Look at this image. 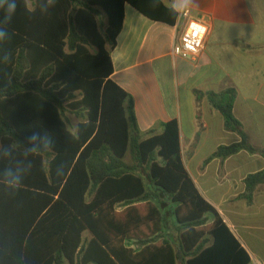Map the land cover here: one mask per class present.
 I'll return each instance as SVG.
<instances>
[{
    "label": "trees",
    "instance_id": "trees-1",
    "mask_svg": "<svg viewBox=\"0 0 264 264\" xmlns=\"http://www.w3.org/2000/svg\"><path fill=\"white\" fill-rule=\"evenodd\" d=\"M127 5L155 22L178 20L163 1L153 8L150 0H57L48 15L20 9L10 26L11 60L0 63V137L26 142L39 131L55 143L53 152L35 157L17 195L0 191V244L22 254L17 264H248L249 254L186 169L178 122L143 138L133 99L111 78ZM195 95L198 103L207 98L241 138L210 159L242 150L264 156L234 114V88ZM69 113L82 119L75 131ZM60 163L66 174L57 178ZM245 183L252 204L264 171ZM158 201L170 206L171 219ZM141 202L151 203L146 216L133 209ZM119 206L129 209L126 219L118 217ZM148 222L151 237L132 236ZM170 224L178 227V244L165 232Z\"/></svg>",
    "mask_w": 264,
    "mask_h": 264
},
{
    "label": "crops",
    "instance_id": "crops-1",
    "mask_svg": "<svg viewBox=\"0 0 264 264\" xmlns=\"http://www.w3.org/2000/svg\"><path fill=\"white\" fill-rule=\"evenodd\" d=\"M100 18L106 23L104 14ZM190 18L208 26L205 49L195 60L172 53ZM111 59V78L133 99L141 136L161 134L164 123L178 122L183 160L196 187L247 251L248 264H264V184L257 186L252 204L244 197L246 178L264 171V156L242 150L210 159L220 146L241 138L226 129L223 115L207 98L198 103L195 95L196 90L234 88V114L249 142L264 149V0H196L190 17H178L174 26L127 5ZM165 232L178 244L177 225ZM130 243L127 247L139 250Z\"/></svg>",
    "mask_w": 264,
    "mask_h": 264
},
{
    "label": "clouds",
    "instance_id": "clouds-1",
    "mask_svg": "<svg viewBox=\"0 0 264 264\" xmlns=\"http://www.w3.org/2000/svg\"><path fill=\"white\" fill-rule=\"evenodd\" d=\"M162 0H150V6H160ZM57 6V0H0V63L8 64L11 53L6 45L11 40L10 26L20 9L36 10L42 15L50 14ZM167 11L173 17L190 14L196 8V0H167ZM54 137L48 132H33L26 142L11 137H0V191L15 196L23 187L25 178L36 166L35 157L53 152ZM66 174V164L55 168V175L61 178ZM22 254H14L7 243L0 244V264H17Z\"/></svg>",
    "mask_w": 264,
    "mask_h": 264
},
{
    "label": "built area",
    "instance_id": "built-area-1",
    "mask_svg": "<svg viewBox=\"0 0 264 264\" xmlns=\"http://www.w3.org/2000/svg\"><path fill=\"white\" fill-rule=\"evenodd\" d=\"M184 16L190 17V14ZM207 35L208 26L206 21L190 18L180 39L173 45V55L183 59L195 60L205 49ZM137 246L139 247V245Z\"/></svg>",
    "mask_w": 264,
    "mask_h": 264
},
{
    "label": "rangeland",
    "instance_id": "rangeland-1",
    "mask_svg": "<svg viewBox=\"0 0 264 264\" xmlns=\"http://www.w3.org/2000/svg\"><path fill=\"white\" fill-rule=\"evenodd\" d=\"M66 119L68 121V125L70 127V129H72L73 131L76 130V127L78 125V123L80 121H82L81 118L77 117L74 114H67ZM127 162H131V156L130 154L126 157L125 159ZM158 203H161V208L163 211L168 212L170 210V207L162 201H158ZM150 204L151 203H147V202H141L138 203L137 205H135L133 207L134 210H136L137 213H139L141 216H146L149 212H150ZM118 217L121 219H126L127 218V212H128V208H126L125 206H119L118 207ZM212 221H209L207 223V227L211 225ZM234 223H240V226H242L244 224V221H239V219L234 218L233 219ZM154 230H152V224L150 222L148 223H143L140 224L139 228H138V233L137 234H132V236L137 235L138 237H151L153 234ZM131 241L130 244H132L133 246H137V243L134 240H128Z\"/></svg>",
    "mask_w": 264,
    "mask_h": 264
}]
</instances>
